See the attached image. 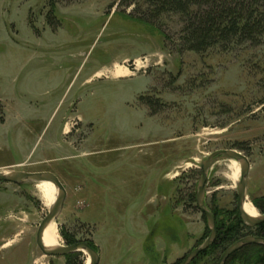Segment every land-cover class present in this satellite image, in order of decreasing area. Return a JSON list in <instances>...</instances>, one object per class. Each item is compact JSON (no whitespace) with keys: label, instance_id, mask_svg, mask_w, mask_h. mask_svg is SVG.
Returning <instances> with one entry per match:
<instances>
[{"label":"rangeland","instance_id":"1","mask_svg":"<svg viewBox=\"0 0 264 264\" xmlns=\"http://www.w3.org/2000/svg\"><path fill=\"white\" fill-rule=\"evenodd\" d=\"M120 1L0 0V166L20 163L0 172L59 179L61 245L91 240L98 264H179L209 234L191 201L209 155H244L247 199L264 197V42L179 53L177 17H162L165 40L124 16L143 0ZM115 65L129 76L114 79ZM228 165L204 187L217 225L236 212ZM47 213L35 184L0 183V264H66L35 245Z\"/></svg>","mask_w":264,"mask_h":264},{"label":"trees","instance_id":"2","mask_svg":"<svg viewBox=\"0 0 264 264\" xmlns=\"http://www.w3.org/2000/svg\"><path fill=\"white\" fill-rule=\"evenodd\" d=\"M127 1L121 0L116 7L119 8ZM143 2L144 10L138 8L124 16L159 32L165 40L169 39L161 30L162 17H177L181 23L179 53L192 52L199 55L212 48L227 51L232 46L258 47L264 42V0H143ZM51 17L52 11L47 19ZM3 121L4 119L0 118V124ZM191 201L195 202L193 195ZM254 206L261 215H264V197L255 199ZM212 214L215 219V212L212 211ZM216 229L217 235L213 245L199 258L211 252L222 253L228 246L246 236L264 238V223L249 229L242 225L235 211L229 212V223H218ZM62 237L67 245L78 243L74 235L65 234ZM86 243L97 251L91 240H86ZM65 257L66 264H82L80 253ZM234 263L264 264V247L259 245L243 247L232 254L225 264Z\"/></svg>","mask_w":264,"mask_h":264},{"label":"water","instance_id":"3","mask_svg":"<svg viewBox=\"0 0 264 264\" xmlns=\"http://www.w3.org/2000/svg\"><path fill=\"white\" fill-rule=\"evenodd\" d=\"M233 160L241 166L240 180L236 187V212L243 226L252 229L264 223V216L258 212V217L255 219L249 218L243 211V205L247 198V183L250 171V162L241 153L234 150L218 151L209 155L205 161L201 163V176L198 181L195 191V206L205 219L206 227L209 231L206 240L198 247L190 251L179 264H191L199 255L208 250L214 243L217 235L215 219L210 210L205 204V184L208 179V174L213 166L220 162ZM39 181L51 183L58 192L56 203L50 208L48 214L44 217L37 227L35 234V245L40 253L45 257H65L76 253L85 254L91 258L90 264H98L99 254L92 249L86 242L75 243L72 245H61L60 247L49 250L42 243L43 231L51 221H56L62 212L63 205L66 199V190L59 179L52 173H25V172H0V183H10L15 185H24ZM249 245H259L264 247V238L256 236H246L231 246H229L220 256L218 264H225L228 258Z\"/></svg>","mask_w":264,"mask_h":264},{"label":"bare ground","instance_id":"4","mask_svg":"<svg viewBox=\"0 0 264 264\" xmlns=\"http://www.w3.org/2000/svg\"><path fill=\"white\" fill-rule=\"evenodd\" d=\"M130 72L125 70L123 67H120L118 65H115L112 71V77L114 79H120L128 77ZM105 77L104 73L98 72L95 74V78H102ZM70 133V128L68 126L65 127L64 135ZM229 163L228 165V179L232 183V189H235L239 183L240 180V174H241V166L233 160L226 161ZM186 166H190L187 164ZM177 173H173L171 175V179L177 177ZM62 184V183H61ZM35 189L37 191V194L39 195L41 201L43 202V205L45 208L48 209V212L50 208L56 203L59 195L57 192V189L49 182L46 181H39L35 184ZM243 211L245 215L249 218L255 219L258 217V213L254 206L248 201L246 198L244 205H243ZM48 214V213H47ZM11 241L6 242L2 247L3 249L8 248L11 246ZM42 243L46 249L53 250L61 246L58 226L56 225L55 221H51L46 228L43 231L42 236ZM88 258L85 261V264H90L91 258L87 256Z\"/></svg>","mask_w":264,"mask_h":264},{"label":"built area","instance_id":"5","mask_svg":"<svg viewBox=\"0 0 264 264\" xmlns=\"http://www.w3.org/2000/svg\"><path fill=\"white\" fill-rule=\"evenodd\" d=\"M148 60L140 61V66L143 68V70L147 69L148 67ZM139 65V62H134V67L137 69V66Z\"/></svg>","mask_w":264,"mask_h":264},{"label":"crops","instance_id":"6","mask_svg":"<svg viewBox=\"0 0 264 264\" xmlns=\"http://www.w3.org/2000/svg\"><path fill=\"white\" fill-rule=\"evenodd\" d=\"M61 134L64 135V131L63 128H61ZM20 165V163H12V164H8V165H4V166H0V169H5L6 167H12V166H17ZM94 239V238H93ZM95 241V240H94ZM99 263V262H98Z\"/></svg>","mask_w":264,"mask_h":264}]
</instances>
